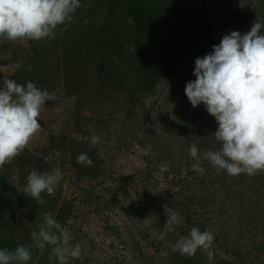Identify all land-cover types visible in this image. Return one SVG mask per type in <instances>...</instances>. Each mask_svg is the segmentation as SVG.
<instances>
[{
  "label": "trees",
  "instance_id": "16d2710c",
  "mask_svg": "<svg viewBox=\"0 0 264 264\" xmlns=\"http://www.w3.org/2000/svg\"><path fill=\"white\" fill-rule=\"evenodd\" d=\"M212 1L81 0L82 7L74 14L73 21L66 27L58 28L54 39L21 42L0 40V53L4 50L9 53L8 64L22 60L24 65L32 66L30 72H0V87L3 78L7 76L20 84L32 81L37 87L50 93L59 88L58 99L46 104H64L66 118L71 122L73 133L80 136L79 141H74L69 135L50 133L44 144H28L12 163L0 168V248L12 250L19 245H28L32 253L28 264H58L55 258L49 259L52 254L51 246L46 247L41 254L29 233L38 231L37 225L43 222L44 212L50 213L63 227L70 230L71 219L77 216L75 213L83 207L91 206L95 201L98 202L99 197L92 193L108 179L106 174L117 154L126 153L135 140L142 145L147 143L150 153L155 155L158 162L173 158L191 162L193 159L189 156L188 149L193 143L198 146L201 159L205 150L220 147L213 136L218 125L209 114L202 117L203 125L194 129L179 134L172 132L166 137L160 131H152L144 139V143L138 138V133L145 130L144 126L154 112L159 91L185 70L187 60L207 51V43L214 34L213 20L220 19L222 15V12L214 10ZM262 6L264 0L260 7ZM222 8L225 12V6ZM254 21L250 19L246 31L239 32H248ZM0 65L6 64L0 61ZM194 79L195 77L190 78ZM148 97H151V106L145 108L144 101ZM115 126L118 127L114 128ZM91 131L101 136L102 141L110 143L109 146H104L108 151L105 150L103 155L107 157L99 154L101 142L92 145L90 139H84L91 137ZM110 131L116 135L115 139H110ZM55 152L63 153L60 159L67 156L72 169L71 184L79 194L85 192L84 180L91 181L86 183L89 193L80 195L79 199L66 198L61 180L55 193H43L44 203L38 204L23 194L22 188L33 168L43 173L51 172L59 166L62 173L66 171L63 158L58 162L56 159L50 162L46 159V156ZM81 153H86L91 158V166L77 163L76 158ZM206 162L204 169L208 171L211 165L207 160ZM146 172L147 167L136 171L143 178H146ZM226 177L230 181L228 184L224 182V198L215 203V209L222 210L228 201L239 208V220H244L249 227L260 229L261 239L254 241V250L264 256V207L261 205L264 200V172L255 176L241 174L233 177L221 171L217 172V177L212 179L211 184L217 185ZM134 178V175H126L113 180L121 183ZM182 183V180H176L174 184L181 189ZM243 184L247 187L246 190L243 193L233 191L234 201L230 200V188L227 187L239 189ZM203 187L204 183L201 182L190 196L175 191L173 187L163 191L162 195L164 206L179 213L183 224H186L176 225V232L187 235L192 227L201 231L211 229L214 232L215 239L211 248L215 254L214 260L209 262L206 254L200 250L191 258L173 253L169 243L175 242L177 236L168 232L166 238L159 242L167 252L166 264H255L250 259H243L234 249L230 253L225 227L209 216L211 210L202 201L206 198L216 202L217 198L211 194L202 197ZM118 204L119 194L113 193L102 206L108 208ZM245 204L248 207L250 204L253 209L244 210ZM129 209L127 213L138 220H149L150 227L158 236L170 216L139 194ZM22 217L26 218V222L20 227L17 219ZM71 243L74 245L73 240ZM138 253L139 264H151V258H146L142 251ZM223 254L226 256L223 257ZM245 254L249 255L247 252ZM69 264H74L72 259Z\"/></svg>",
  "mask_w": 264,
  "mask_h": 264
},
{
  "label": "clouds",
  "instance_id": "9594fccd",
  "mask_svg": "<svg viewBox=\"0 0 264 264\" xmlns=\"http://www.w3.org/2000/svg\"><path fill=\"white\" fill-rule=\"evenodd\" d=\"M82 7L81 0H0V40L10 42L41 41L54 39L56 30L66 27L74 14ZM85 23L87 21L85 20ZM192 75L194 80L185 84L184 94L193 108L203 104L206 112L214 117L218 127L213 134L220 147L207 149L203 158L219 173L229 176L246 174L255 176L264 172V17L257 16L251 29L245 34L230 31L222 36L211 52L197 57ZM31 71V65L22 60L0 65V72ZM57 88L53 92L37 87L32 81L17 83L5 76L0 87V168L21 155L34 135L41 129L39 116L48 101L58 99ZM151 97L145 101L150 108ZM92 145L102 141L92 135ZM189 156L196 161L193 170L202 173L201 154L193 143ZM77 163L91 166L93 161L86 153L77 156ZM62 180L57 166L51 172L41 173L33 168L26 177L23 194L43 204V193L53 195ZM38 231L29 233L36 247L43 251L51 246L49 259L58 264H69L70 259L81 256L79 243H71L73 237L50 213L42 214ZM179 213H172L165 221L159 239L173 232L177 239L170 242L173 253L191 258L203 251L209 262L215 254L211 250L215 234L211 229L201 231L192 227L187 235L176 232ZM32 253L28 245L12 250L0 248V264H28Z\"/></svg>",
  "mask_w": 264,
  "mask_h": 264
},
{
  "label": "rangeland",
  "instance_id": "374dc122",
  "mask_svg": "<svg viewBox=\"0 0 264 264\" xmlns=\"http://www.w3.org/2000/svg\"><path fill=\"white\" fill-rule=\"evenodd\" d=\"M261 4L262 0H213L212 6L214 10L217 13L222 12V15L220 19L213 20L214 34L207 43L205 54L210 53L212 46L219 44L222 36L226 33L231 30L246 31L250 19L255 20L257 16L264 17V6L260 7ZM222 6H225V12L222 10ZM17 42L21 41L17 40ZM205 54L200 56L196 54L193 58L187 60L185 70L159 91L160 95L154 112L144 126L145 130L138 133L140 141L144 143V139L147 138V135L150 136L152 131H160L163 133L162 136L166 137L172 132L179 134L185 130L203 125L202 117L208 115L204 105L201 104L193 108L184 94V88L190 78H194L192 72L195 67V59L203 57ZM0 61L6 65L8 64L9 53L7 51L4 50V52L0 53ZM10 72L8 71L7 73ZM66 113L67 110L64 104L57 103L52 106L45 103V107L38 118L41 129L34 135L29 144H44L50 133L56 135L66 134L70 136V139L79 141L80 136L73 133L71 122L69 118H66ZM116 127L118 126L114 128ZM112 132L110 131V139H115L116 135ZM94 134L92 131L90 132V136ZM107 142L103 140L101 141L102 144H99V154L103 157H107L103 155L105 150L108 151V149H104V146L110 145ZM62 155L63 153L59 152L50 153L46 156V159L49 162L56 159L58 162ZM62 158L63 167L66 169L62 173L64 197L79 199L81 196H85L89 193L86 183L91 181L84 180L85 192L84 194H79L80 192L71 184L72 169L69 166L68 158L67 156ZM193 164V160L186 162L182 158L158 162L155 155L150 153L149 145L147 143L139 144L136 140L126 153L117 154L115 161L110 164L106 174L108 179L104 181L103 185H98L92 193L93 196L99 197L98 202L95 201L91 206L79 209L75 213L77 216L71 219L70 224L72 227L69 231L73 237L72 240L74 245L79 243L81 246V256L78 259H72L73 263L139 264L138 252L142 251L146 258L152 259L151 264H166L167 252L163 248L164 245L159 244L161 239L150 227V221H140L132 216L131 213H127L128 210L130 211L129 206L134 205L135 197L139 194L160 209L162 208L163 213L171 215L174 211L164 206L163 191L173 187L175 191L178 190L190 196L203 182L202 197L211 194V196L215 195L217 200L212 202L205 198L202 201L211 210L209 216L215 218L214 220L217 224L220 223L222 227H225V232L230 242L228 244L230 253L234 249L243 259H250L255 264H264V256L254 250V241L261 239L260 229L247 226L243 222L244 220L240 221L239 219L241 218H239L237 211L239 208H235L231 201L226 202L222 210L217 211L215 209L217 208L215 203H219L224 198L222 191L224 190V182L228 184L230 180L226 177L221 179V182L217 185L211 184L217 177V171L211 166L210 170L205 171L204 166L207 162L203 157L201 159V167L204 169L202 173L194 171ZM145 167H147L148 172L145 174L146 178H143L136 171ZM126 175H134L135 178L134 180H126L121 183L113 180V178ZM109 177H112V179ZM176 180H182L183 188L181 189L183 191L174 184ZM92 183L97 182L92 181ZM227 188H230L228 191L231 193L229 196L230 200L234 201V192L239 190L243 193L247 187L243 184L239 189L232 186ZM113 193L119 194L120 204L115 207L103 208L102 203L106 200L108 201ZM261 205L264 207V200ZM248 208L253 209L250 204L249 207L248 204H245L243 209L247 210ZM17 220L20 227L26 222L25 217ZM180 223L183 224L181 217ZM183 225L186 226V224ZM256 227H258L257 223ZM245 252L249 253V255H246ZM224 255L223 257L226 256Z\"/></svg>",
  "mask_w": 264,
  "mask_h": 264
}]
</instances>
